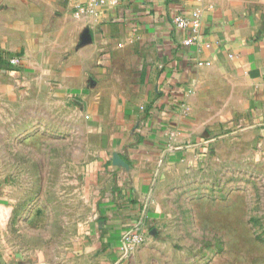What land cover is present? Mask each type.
<instances>
[{"label": "crops", "instance_id": "0c3cea01", "mask_svg": "<svg viewBox=\"0 0 264 264\" xmlns=\"http://www.w3.org/2000/svg\"><path fill=\"white\" fill-rule=\"evenodd\" d=\"M92 2L0 0V150L77 141L97 221L88 250L115 252L174 165L196 166L199 150L264 157V0H104L78 14ZM193 12L185 47L191 32L171 21ZM9 217L0 205V264H26Z\"/></svg>", "mask_w": 264, "mask_h": 264}, {"label": "rangeland", "instance_id": "374dc122", "mask_svg": "<svg viewBox=\"0 0 264 264\" xmlns=\"http://www.w3.org/2000/svg\"><path fill=\"white\" fill-rule=\"evenodd\" d=\"M22 140L32 150H0V205L25 263L37 252V263L69 254L73 264L98 257L115 264L119 245L88 250L97 221L92 192H84L86 150H73V140L69 150L59 140L53 150L41 138ZM257 152L199 150L196 166L165 171L145 210L142 240L119 264H264V157Z\"/></svg>", "mask_w": 264, "mask_h": 264}, {"label": "built area", "instance_id": "2783aa9c", "mask_svg": "<svg viewBox=\"0 0 264 264\" xmlns=\"http://www.w3.org/2000/svg\"><path fill=\"white\" fill-rule=\"evenodd\" d=\"M103 3L104 0H93V2L91 4H88L87 6H79L77 8L78 14L84 12L94 13L95 8ZM171 23L177 29L187 30L191 32L190 36L182 41L183 46L189 47L196 44L197 34L200 28L199 14L197 12H193L188 17L182 15L174 16ZM9 63L12 66H16L17 60L11 59ZM142 219L143 217L137 220L132 227H130L122 234L119 244V258L115 264H119L124 260H127L133 253L134 249L140 244L142 240V237L140 235Z\"/></svg>", "mask_w": 264, "mask_h": 264}]
</instances>
